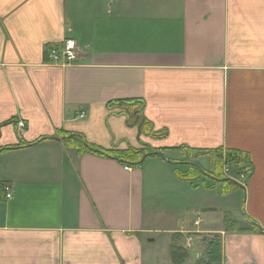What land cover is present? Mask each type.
<instances>
[{
	"label": "crops",
	"instance_id": "obj_1",
	"mask_svg": "<svg viewBox=\"0 0 264 264\" xmlns=\"http://www.w3.org/2000/svg\"><path fill=\"white\" fill-rule=\"evenodd\" d=\"M66 40L80 60L53 62ZM69 135L162 157L79 154ZM17 145L0 153V264H172L175 234L183 264L208 234L221 264H264V0H0V146ZM229 148L252 168L231 193L179 177ZM224 212L263 232H224Z\"/></svg>",
	"mask_w": 264,
	"mask_h": 264
},
{
	"label": "trees",
	"instance_id": "obj_2",
	"mask_svg": "<svg viewBox=\"0 0 264 264\" xmlns=\"http://www.w3.org/2000/svg\"><path fill=\"white\" fill-rule=\"evenodd\" d=\"M140 128V133L151 135L153 132L151 131L150 126H147L145 120L141 117L138 124ZM65 143L71 145L72 147L77 148L78 153H97L101 155H106L111 158L117 159L125 164H129L132 166L141 165L145 158L151 155L162 157V154L158 150H153L149 148L144 149H125V150H106L100 147L94 146L92 144H88L84 138L80 135H69L65 138ZM20 145L12 146V147H1L0 153L7 150H12L18 148ZM216 157V166L213 169V178H223L222 168L219 167L222 165L221 159L225 158L226 162L232 170L234 176H239V174H244L245 177H248L251 174L252 168L250 165V158L248 153L240 151L238 149H217L214 151ZM196 170L189 174L179 175L180 178L184 180L196 179L199 174H202L203 171L199 166L195 165ZM219 173V174H218ZM217 180V179H216ZM219 181V179H218ZM222 184V191H232L233 189L241 186L232 178L223 179L220 181ZM2 189V185L0 186V190ZM3 191V189H2ZM4 193V191H3ZM251 224L249 227L239 226L238 222L234 220L230 213L224 212L222 215V227L225 232H245V231H257L263 232L259 225L253 223L249 220ZM177 237V238H176ZM180 234H175L170 246H169V255L172 264H183L184 261L188 257V251L183 247L182 244H178L179 239H181ZM178 240V241H177ZM195 264H221V240L219 234H211L206 237V246H205V256L198 258Z\"/></svg>",
	"mask_w": 264,
	"mask_h": 264
},
{
	"label": "rangeland",
	"instance_id": "obj_3",
	"mask_svg": "<svg viewBox=\"0 0 264 264\" xmlns=\"http://www.w3.org/2000/svg\"><path fill=\"white\" fill-rule=\"evenodd\" d=\"M78 60H80V57L79 56H78V59L76 61H78ZM215 159H216V157H215V154H214V157L212 156V163H213L212 164V167H217L216 166V163H215L216 162ZM221 162H222V165H220L219 167L222 168L221 170L223 172V178H215V180L217 179V181H218V179H219V181H222L223 179H228L230 177V178L234 179L235 181H237L238 184H240L241 186H243V184L245 183L246 177L244 176V179H240L239 177L234 176L232 170L229 169V168H227V167H230V166L228 165V163L226 162V160H225L224 157H222ZM127 168L129 169V167H127ZM223 170H226V171H223ZM210 173H212V171ZM208 175H210V177H212V178L214 177L213 175L209 174L208 171L207 172L206 171H203L202 174H199V176H202V179H200L199 181H197L198 185H203V188H209V187H211V182L214 183L213 186L216 185L213 180H211L210 178H207L206 177ZM203 183H206V184H203ZM241 186H238V187H241ZM214 188H216V187H214ZM217 190L220 191V186L217 187L215 189V191L213 192V194L215 195L214 197H217L216 196L218 194L217 193ZM229 193H231V191ZM238 193L239 194L233 193V194H231L230 197L231 198L232 197L233 198H235V197L237 198V196H239L240 197V201H241V196H242L241 195V192H238ZM225 199H223V200L220 199L219 202H218V204L219 205H224V202L226 201ZM159 212L161 214V211H159ZM174 217H175V212H172L170 214H167V216L165 215V219H163V221L165 220L164 223H163V225L171 226L173 223L176 222V220L174 219ZM246 219H247V221H249L248 218H246ZM199 223L200 222L197 219L196 221H194L193 224L196 227H198L199 226ZM222 229H223V227H222ZM210 235L211 234H208L207 236H210ZM165 238H166V235H162V234L155 235L154 236L155 242L152 243V247H153L152 249H153L154 252L156 251L155 254H157V252H159V255L162 254V256H163L164 259H168L167 254H166L167 252L165 251L167 249V244L165 242ZM195 238L196 237L193 236L192 238L189 237V239H188L191 242L194 241V240H195V243L196 242H199V244L197 245L198 247L196 246L195 248L193 247L192 249L189 250V251H191L190 254H191L192 259H193L194 255L196 253H199V252H200V255L198 256V258H200L202 256H205L206 236H203V238H201L200 240H196ZM220 240H221V236H220ZM221 249H222V245H221ZM197 259L194 258L195 262H196Z\"/></svg>",
	"mask_w": 264,
	"mask_h": 264
},
{
	"label": "built area",
	"instance_id": "obj_4",
	"mask_svg": "<svg viewBox=\"0 0 264 264\" xmlns=\"http://www.w3.org/2000/svg\"><path fill=\"white\" fill-rule=\"evenodd\" d=\"M79 53L77 50L74 49V44L70 40H66L61 47L58 48H52L49 57L53 62H59V61H64V62H72L76 61L78 59ZM81 117H84V112H81L80 114ZM17 126L19 128H22L24 125L21 121L17 123ZM228 168V167H227ZM124 169H128L127 166L124 167ZM226 171V170H223ZM240 179H244V174H239ZM2 189L4 191V198L5 199H10L12 197V187L10 184L5 183L2 185Z\"/></svg>",
	"mask_w": 264,
	"mask_h": 264
}]
</instances>
